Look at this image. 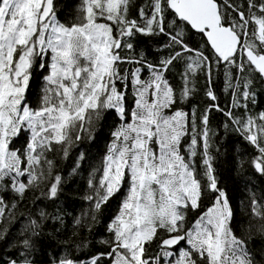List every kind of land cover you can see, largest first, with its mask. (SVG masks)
Segmentation results:
<instances>
[{
	"label": "snow or ice",
	"instance_id": "snow-or-ice-1",
	"mask_svg": "<svg viewBox=\"0 0 264 264\" xmlns=\"http://www.w3.org/2000/svg\"><path fill=\"white\" fill-rule=\"evenodd\" d=\"M132 3L82 0L79 15L66 24L57 18L54 0H0V193L10 190L23 199L29 190L44 186L42 195L57 198L62 177L54 174L48 154L59 150L66 158L76 142L91 137L103 113L112 110L120 124L112 132L102 174L97 183L95 177L89 180L92 194L85 197L93 202L95 213L126 188L108 228L111 239L103 241L109 246L102 254L107 264H254L245 240L231 227L233 209L227 195L217 186L209 153L210 108L201 116L198 131L194 112L189 116L173 107L191 96L192 77L204 72L210 85L213 66L221 63L226 65V87L239 93L233 95V107H247L240 100L254 98L250 77L264 79V0H147L138 10L139 19L129 18ZM169 13L173 19L167 23ZM173 25L190 27L206 38L211 56L189 47L182 30L168 32ZM137 33L168 36L165 47L172 52L158 65L143 56H122L120 50L133 49L131 39ZM37 60L44 63L37 65ZM180 61L185 68L178 96L165 73ZM124 63L139 66L125 73L120 68ZM34 66L49 71L42 96L31 106L26 94ZM144 69L147 78H142ZM129 80L131 109L126 106ZM206 95L217 99L211 87ZM225 114L257 149L253 166L264 175V113L243 123L231 112ZM21 137L24 144L17 146ZM185 137L190 143L182 151ZM199 141L206 184L194 163ZM205 191L216 193L213 203L188 224V210L201 207ZM251 207L264 221V205L253 199ZM8 208L0 196V223L14 220ZM29 227L39 235L35 220ZM259 230L264 232V223ZM7 233L0 227V241ZM154 243L153 254L149 249ZM21 244L25 251L33 247L30 238ZM59 264L77 262L65 257ZM90 264H101V258Z\"/></svg>",
	"mask_w": 264,
	"mask_h": 264
},
{
	"label": "trees",
	"instance_id": "trees-1",
	"mask_svg": "<svg viewBox=\"0 0 264 264\" xmlns=\"http://www.w3.org/2000/svg\"><path fill=\"white\" fill-rule=\"evenodd\" d=\"M237 2H242V0H237ZM81 3L82 0H54L57 18L62 23L71 24L79 15ZM146 3L147 0H133L129 18L139 19L138 10ZM172 19L173 16L169 13L166 22L170 23ZM181 30L184 33L183 39L189 47L199 49L205 55L211 56V51L200 34L184 26L173 25L167 28V31L171 33ZM131 42L133 49L120 50L121 55L133 59L143 56L150 64L158 65L161 59L172 52L171 48L165 47L169 42V37L164 34L141 35L137 33ZM46 60L49 62L48 57ZM36 64L39 65L40 60H37ZM138 66L124 63L120 65V68L122 72L130 73ZM184 68L185 61L176 62L175 67L165 73L178 96L183 87L181 73L184 72ZM47 69V66L40 69L34 66L32 69L26 94L31 106H36L43 94L44 76H46ZM225 71V64H214L210 85L204 72H199L192 77L190 86L194 90L191 96L184 101L178 100L173 111L183 110L189 116L194 112L199 131L203 127L201 116L205 109L210 108L208 111L209 153L212 157L211 162L217 186L226 193L233 209L231 227L238 237L245 240L254 264H264V232L259 230L264 221L253 215L251 207L253 199L258 204L264 205V175L257 172L253 166V160L259 153L237 130L239 125L225 114L231 112L233 117L243 123L249 116L255 118L260 113H264V80L258 74L251 76L252 83L249 91L254 94V98L247 101L240 100L242 105H247L246 108L233 107V95L239 96V93L226 87ZM148 75L146 69L142 70V78H147ZM242 75L247 76L248 74L234 73V76ZM243 82L241 79V85ZM209 87L217 97L215 101L206 95ZM213 105H218L223 111H217ZM126 106L129 109L134 106L130 80ZM119 124L120 120L114 111H105L102 118L95 123L91 137L85 135L81 141L76 142L69 149L66 158L59 150L48 154L55 163L54 174L62 177L61 190L57 198L50 199L42 195V192L47 191L44 186L29 190L23 199L15 197L10 190L0 193V196H3L9 204L7 211L14 214V220L11 223H0V227L8 229L4 240L0 241V264H12V261H16V264H24L25 260L29 264H59V261L65 257L73 259L77 264H90L93 258L100 257L101 264H107V257L102 254L109 251V246L103 241L111 239L112 234L108 228L118 214L120 204L126 195V188L113 196L99 212L95 213L93 202L85 197L92 194L89 180L95 177L93 182L97 183L102 174L103 160L113 139L112 132ZM189 143L190 137H185L182 151ZM202 143V141L198 142V155L194 158V163L198 176L206 184L207 180L203 176ZM22 144H24V137L19 139L17 146ZM215 196L216 193L205 191L201 199V207L195 211L188 210V224H191L213 203ZM12 202L17 205L15 209L10 207ZM41 213H44L43 217ZM93 213L95 220L91 218ZM33 220L40 225L35 229L39 235H33V230L29 227ZM78 220L80 223H77ZM25 238H30L33 244V247L26 251L22 249L21 244ZM22 251L24 255H21ZM149 251L154 254L157 251V244L154 243Z\"/></svg>",
	"mask_w": 264,
	"mask_h": 264
},
{
	"label": "rangeland",
	"instance_id": "rangeland-1",
	"mask_svg": "<svg viewBox=\"0 0 264 264\" xmlns=\"http://www.w3.org/2000/svg\"><path fill=\"white\" fill-rule=\"evenodd\" d=\"M48 59H49V63H50V57H48ZM48 71H49V70L47 69L46 75L48 74ZM44 80H45V79H44ZM45 83H46V82H45Z\"/></svg>",
	"mask_w": 264,
	"mask_h": 264
},
{
	"label": "flooded vegetation",
	"instance_id": "flooded-vegetation-1",
	"mask_svg": "<svg viewBox=\"0 0 264 264\" xmlns=\"http://www.w3.org/2000/svg\"><path fill=\"white\" fill-rule=\"evenodd\" d=\"M46 59V58H45ZM44 61H40V64L43 63ZM38 68L40 69L41 67L38 66ZM45 77V76H44Z\"/></svg>",
	"mask_w": 264,
	"mask_h": 264
},
{
	"label": "water",
	"instance_id": "water-1",
	"mask_svg": "<svg viewBox=\"0 0 264 264\" xmlns=\"http://www.w3.org/2000/svg\"><path fill=\"white\" fill-rule=\"evenodd\" d=\"M190 28V27H189ZM191 29V28H190ZM192 30V29H191ZM193 32H195V30H192ZM204 39H206V38H204ZM264 80V79H263Z\"/></svg>",
	"mask_w": 264,
	"mask_h": 264
}]
</instances>
